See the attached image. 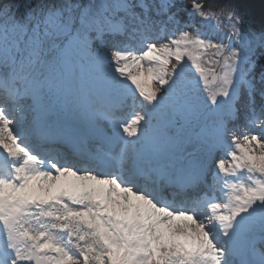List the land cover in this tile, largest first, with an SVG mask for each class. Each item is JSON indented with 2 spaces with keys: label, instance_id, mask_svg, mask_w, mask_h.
Listing matches in <instances>:
<instances>
[{
  "label": "snow or ice",
  "instance_id": "obj_1",
  "mask_svg": "<svg viewBox=\"0 0 264 264\" xmlns=\"http://www.w3.org/2000/svg\"><path fill=\"white\" fill-rule=\"evenodd\" d=\"M205 2L0 0V264H264V19Z\"/></svg>",
  "mask_w": 264,
  "mask_h": 264
},
{
  "label": "trees",
  "instance_id": "obj_2",
  "mask_svg": "<svg viewBox=\"0 0 264 264\" xmlns=\"http://www.w3.org/2000/svg\"><path fill=\"white\" fill-rule=\"evenodd\" d=\"M186 1L192 3V0ZM197 2L204 3L206 8L209 6L205 0H197ZM221 2L227 7H231L245 19L256 23L264 19V0H221Z\"/></svg>",
  "mask_w": 264,
  "mask_h": 264
},
{
  "label": "rangeland",
  "instance_id": "obj_3",
  "mask_svg": "<svg viewBox=\"0 0 264 264\" xmlns=\"http://www.w3.org/2000/svg\"><path fill=\"white\" fill-rule=\"evenodd\" d=\"M229 8H231V7H229ZM232 9V8H231ZM225 31H227V29L225 28Z\"/></svg>",
  "mask_w": 264,
  "mask_h": 264
}]
</instances>
